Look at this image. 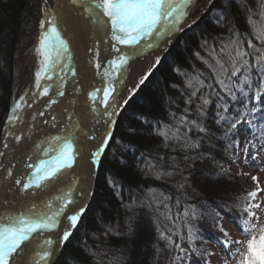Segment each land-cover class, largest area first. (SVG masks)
I'll return each instance as SVG.
<instances>
[{
	"label": "snow or ice",
	"instance_id": "6c2138e0",
	"mask_svg": "<svg viewBox=\"0 0 264 264\" xmlns=\"http://www.w3.org/2000/svg\"><path fill=\"white\" fill-rule=\"evenodd\" d=\"M70 3L79 9L78 15L84 17L89 26L92 45L87 51L91 55L86 57L85 63L95 69L94 76L101 78L103 86H93L88 91L91 80L87 83L81 80L79 83L86 86L79 118L74 119V114L64 109L67 122L55 134H44L42 139L33 141L31 154L23 165L25 171L13 177L12 169H6L17 192L12 198H0V264H50L69 241L87 210L86 201L93 194L92 178L101 164V157L115 140L116 117L161 60L156 55L152 67L128 90V95L121 98L120 87L125 84L130 62L171 43L173 36L183 31L197 0H70ZM207 3L211 5L213 0ZM240 3L248 8L249 37L241 40L239 36H229L218 52L214 48L209 50L214 60L204 62L215 74L211 83H205L199 74L186 79L185 107L179 116L172 114L175 125L160 124L155 128L164 147L183 141L180 147L191 151L201 147L200 140L213 139L215 133L206 126L205 120L209 107L215 102L214 123L222 131V139L230 141L227 145L232 150L229 159L235 161L243 157L247 160L251 156L264 162V0H254V7L247 0H240ZM44 4V18L39 21L40 33L34 49L41 58L35 72V90L25 92L13 102L4 124V139L0 142L5 149L9 148L10 137L16 144L32 139L35 125L20 134L13 129L24 123L25 109L32 108L37 97L48 98L45 104L48 109L58 103L50 94L53 84L49 82L56 78L59 85H63L69 73L77 76L71 64L70 28L65 27L75 9H69L59 0L55 7L49 6L48 0H44ZM192 22L195 23L194 18ZM61 72L64 76L59 75ZM75 91L81 89L77 87ZM54 94L63 97L65 92L58 86ZM26 97H30L31 102ZM44 115V111H39L31 115V120L35 122L37 116ZM57 122L55 115L43 120V124L52 128L57 127ZM145 123L149 122L145 120ZM242 125L251 131L252 139L241 141ZM181 126L183 135H180ZM129 132L137 134L136 129H129ZM189 133H196L197 139L193 140ZM4 155L0 152V156ZM143 174L157 179L171 175L150 163ZM251 180L255 182L254 189L236 205L241 212L239 224L246 235L259 228L264 241V224L260 223L264 200L259 196L264 194V188L260 187L257 176H251ZM108 183L119 196V180L109 177ZM6 192L11 193L12 187L8 186ZM151 199L156 197L153 195ZM135 206L134 203L127 205L129 209ZM188 214L185 212V216ZM211 218L224 237L221 243L227 248L233 241L219 222L223 217L213 209ZM161 236L175 246L178 254L174 260L180 264L188 252L170 236L164 233ZM188 238L195 239L191 228ZM191 252L205 258L212 255L195 245ZM232 255L235 257L237 253ZM238 255L237 264H264V243L257 248L253 238L248 241L247 249ZM205 264L210 261L205 259Z\"/></svg>",
	"mask_w": 264,
	"mask_h": 264
},
{
	"label": "trees",
	"instance_id": "16d2710c",
	"mask_svg": "<svg viewBox=\"0 0 264 264\" xmlns=\"http://www.w3.org/2000/svg\"><path fill=\"white\" fill-rule=\"evenodd\" d=\"M37 1L0 0V138L12 107L18 44L30 29ZM247 2L254 7V0ZM247 19L248 8L242 7L240 0H213L195 23L180 31L118 117L115 140L101 161L93 198L54 264H176L177 250L161 233L182 247L189 232L186 222L202 229L212 225L213 209L223 211L230 184L238 183L232 180V167L249 159H229L230 141L222 139L223 133L214 123L215 102L205 120L215 136L200 140L197 150H183V141L164 147L155 128L175 125L172 114L179 116L185 107L186 79L199 74L205 83L212 82L215 74L204 62L214 60L209 50L218 52L229 36L246 40L250 35ZM129 129H136L137 134L132 135ZM183 131L181 126L180 135ZM189 135L197 139L196 133ZM245 135L253 138L242 125V142ZM149 163L171 175L161 179L144 175ZM109 177L119 180V196L109 185ZM153 195L156 199H151ZM130 203L136 206L129 209ZM185 212L189 213L186 219ZM188 258L184 256L182 261Z\"/></svg>",
	"mask_w": 264,
	"mask_h": 264
},
{
	"label": "rangeland",
	"instance_id": "374dc122",
	"mask_svg": "<svg viewBox=\"0 0 264 264\" xmlns=\"http://www.w3.org/2000/svg\"><path fill=\"white\" fill-rule=\"evenodd\" d=\"M207 6V0H197L192 14L189 17L187 24H185L183 28L191 24L193 18L196 20V18ZM35 10L36 12L34 13V19L29 25L30 29L27 30L26 33L22 36L17 48L16 62L14 66L16 80L12 104L15 100H18L20 96L25 92H31L35 90V72L40 66L39 61L41 58L34 51V49L38 43V37L40 33L39 21L44 18L41 9V0L37 1ZM179 33L180 32H178L172 38L171 43L167 45L166 49L160 56V60L164 56L169 46L178 37ZM134 94H132V96ZM8 115L9 113L5 116V121ZM242 139L246 141L248 139H251V137L245 135L242 136ZM239 163L235 164L234 162L236 168L234 165V168L232 167L233 171H231V173L234 175L232 177V180L236 179V181L240 185H238V183L235 184V182L230 184L229 193L228 195H226L224 201L226 202V205L224 204V206H222L223 211L219 213L220 216L223 217V219L219 222L223 224L224 228L229 233V239L233 242L229 244L227 248L221 243L224 237L222 233L217 229V227H215L214 221L212 225H207V227L203 229L200 227H194L193 224H188L187 222L184 224L183 221V224L188 231L189 228H191L195 239L189 240V238L187 237L184 241H181L183 244L182 248L189 252L187 255L189 257L187 259V262L182 261L181 264H205V259H207V261H210V264H225V262H227V264H237V260L239 259L238 253L247 249V243L249 240L255 238L257 248H259L261 244L264 243V241L261 240L262 233L259 228L252 231L251 234L246 235L244 233V231L242 230V226L239 224L241 212L240 209L236 207L237 204H240L242 202L241 198L244 197L248 191L253 190L255 187V182L251 180V176H257L260 181V187L264 188V162H262L260 159H252L250 157L246 162L241 161ZM259 196L262 200H264V194H259ZM184 218L186 219V216H184ZM260 223L264 224V215H261ZM175 238L178 237L176 236ZM236 241H242L243 243L238 244L235 243ZM193 245H195V247L198 249L206 250L212 253V255L208 256L207 258H205L203 255L197 256L195 253L191 252V248L193 247ZM233 252L237 253L235 257H233L232 255Z\"/></svg>",
	"mask_w": 264,
	"mask_h": 264
},
{
	"label": "bare ground",
	"instance_id": "6f19581e",
	"mask_svg": "<svg viewBox=\"0 0 264 264\" xmlns=\"http://www.w3.org/2000/svg\"><path fill=\"white\" fill-rule=\"evenodd\" d=\"M59 2L65 3L69 9H75V11L70 13L69 17L67 18L68 24H66L65 27L70 28L68 36L71 38V47L73 48L71 64L73 67H75L77 76L73 77L69 73L63 85H59V82L56 80V78H54L53 81L49 82L53 84V90H50V94L52 98L58 100V103L53 105L51 109L45 107L48 99L46 97H37V102L33 104L32 108L25 109L24 123L18 125L15 129H13V131H15L17 134H20L23 129L27 130L29 126L35 125V127L33 128V136L31 140H22L20 144H16L10 137L8 138L9 148L7 149L3 148L2 144H0V152L5 153L4 156H0V165H2V167H0V195L3 194L2 196H8V198H12L13 196H15L17 192V186L14 185L13 178L7 176L6 169H12L13 177H18L25 171L23 165L25 162H27V155L31 154L33 141L37 138L42 139L44 134H55L57 129L61 127L63 123L67 122L64 109H67L69 113H73L74 119L79 118L81 112V104L85 100L86 86V84H81L79 82L81 80H84L87 83V81L90 79L91 85L88 86V91H91V88L93 86H103L101 84V78L99 76H94L95 69H93L90 65H86L85 63L86 57H89L91 55V53H89L87 49L92 45L91 33L89 31L87 21L84 17L78 15L79 9L71 5L70 0H59ZM56 3L57 0H48L49 6L55 7ZM44 7V0H41V9L43 15ZM168 44H165L163 48L150 50L142 57L130 62V71L126 76L125 84L120 87L121 98L126 97L128 95V90L135 87L138 79L142 75H144V73L148 71L149 68L152 67L156 55H159L160 57ZM67 71L68 70L65 69V72ZM64 74V72L59 73L60 76H64ZM58 86L62 87L65 92V95L63 97H56L54 94V89ZM77 87L81 89L80 92L75 91ZM26 98L29 99V102H31L30 97ZM39 111L45 112L44 117L37 116V120L33 122L31 120V115L34 113H38ZM53 115L57 117L58 121L56 128H52L51 125L43 124V120L50 119V117ZM4 135L5 132L3 130L0 142L3 141ZM8 186L12 187L11 193L6 192V188ZM59 256L57 257V259L59 258Z\"/></svg>",
	"mask_w": 264,
	"mask_h": 264
},
{
	"label": "water",
	"instance_id": "95a60500",
	"mask_svg": "<svg viewBox=\"0 0 264 264\" xmlns=\"http://www.w3.org/2000/svg\"><path fill=\"white\" fill-rule=\"evenodd\" d=\"M123 109V108H122ZM121 109V110H122ZM121 112V111H120ZM119 116V115H118ZM118 116L116 117V119L118 118ZM28 130V129H27ZM27 130H24L23 129V131L24 132H26ZM107 150V149H106ZM106 150H105V152H106ZM105 154V153H104ZM104 154H103V156H104ZM103 156L101 157V161H102V159H103ZM101 165V164H100ZM99 168H100V166H99ZM99 168H97L96 169V174L93 176V178H92V195L91 196H89V198L87 199V201H86V203H87V205L89 206V204H90V202H91V200H92V198H93V195H94V193H95V190H96V183H97V176H98V172H99ZM17 191V190H16ZM3 195V194H2ZM2 195H0V198H3L4 196H2ZM8 197V196H7ZM88 208V207H87ZM85 214V213H84ZM84 214H83V216H84ZM82 216V217H83ZM82 217H81V219H82ZM81 222V221H80ZM80 222L78 223V225L80 224ZM78 225H77V227H78ZM76 227V228H77ZM75 228V229H76ZM75 229L73 230V232L75 231ZM67 243V242H66ZM66 243H65V245H66ZM64 245V246H65ZM64 246H63V248H64ZM62 248V249H63ZM62 249L59 251V253L57 254V256L54 258V260L53 261H51L50 262V264H54L55 263V261H56V259H57V257L61 254V252H62Z\"/></svg>",
	"mask_w": 264,
	"mask_h": 264
}]
</instances>
